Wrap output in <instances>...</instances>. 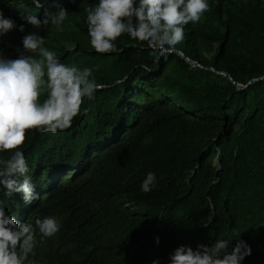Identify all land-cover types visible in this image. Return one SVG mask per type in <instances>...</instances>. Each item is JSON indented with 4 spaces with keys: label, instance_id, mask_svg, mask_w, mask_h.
I'll return each mask as SVG.
<instances>
[{
    "label": "trees",
    "instance_id": "obj_1",
    "mask_svg": "<svg viewBox=\"0 0 264 264\" xmlns=\"http://www.w3.org/2000/svg\"><path fill=\"white\" fill-rule=\"evenodd\" d=\"M94 3L49 0L37 9L31 0H0L18 23L19 13L67 8L63 31L40 29L45 46L62 63L92 68L104 85L82 99L68 128L25 130L20 147L37 181L53 160L78 165L26 219L52 215L60 229L44 238L37 231L24 264H166L178 244L239 237L252 248L243 264H264V0H209L165 55L127 34L112 52L90 51L85 9ZM21 35L5 37L6 55L16 54ZM148 171L157 181L142 192Z\"/></svg>",
    "mask_w": 264,
    "mask_h": 264
},
{
    "label": "clouds",
    "instance_id": "obj_2",
    "mask_svg": "<svg viewBox=\"0 0 264 264\" xmlns=\"http://www.w3.org/2000/svg\"><path fill=\"white\" fill-rule=\"evenodd\" d=\"M31 3L41 9L49 0ZM209 8V0H95L85 9L90 51L112 52L117 47L116 39L127 34L165 55L184 39L185 25L200 21ZM67 15L68 9L63 6L54 11L45 8L43 16L19 13L18 23L0 9V153L10 150L6 157L0 155V264H24L33 252L37 231L41 238L59 231L60 223L52 215L37 217L34 224L18 218L27 211L32 213L51 193V187L73 179L77 172V162L53 160L41 178L54 177L56 183L53 178L46 184L43 179L37 181L29 174V164L20 147L25 130L55 133L68 128L81 111L82 99L92 98L97 89L104 87L95 80L92 68L62 63L56 52L45 46L46 37L40 29L52 24L63 31ZM12 32L22 35L14 49L16 54L6 55L11 44L5 37ZM66 47L71 49L75 44ZM44 91L47 97L41 102L39 97ZM85 151L91 155L96 152L87 148ZM156 181V173L148 171L140 182V191H151ZM13 194L17 196L8 202L6 199ZM232 240L218 238L210 244L198 242L195 247L178 244L167 254L166 264H243L252 248L243 238H236L234 244ZM159 242V236L154 237V243ZM136 246H130L127 257L133 256ZM150 264H161V260L154 258Z\"/></svg>",
    "mask_w": 264,
    "mask_h": 264
},
{
    "label": "bare ground",
    "instance_id": "obj_3",
    "mask_svg": "<svg viewBox=\"0 0 264 264\" xmlns=\"http://www.w3.org/2000/svg\"><path fill=\"white\" fill-rule=\"evenodd\" d=\"M124 135V134H123ZM99 138V137H98ZM106 147V146H105ZM42 158V157H41ZM62 171H64V170H61L60 172H62ZM59 173V172H58ZM42 176V175H41ZM73 177V176H72ZM51 178L49 177V176H47V178H46V180L44 181V182H48L49 180H50ZM65 179H67V178H64V180ZM63 180V181H64ZM59 181V180H58ZM61 183V182H60ZM54 186V185H53ZM48 189V188H47ZM36 191V190H35ZM46 191V190H45ZM14 195H16V194H14ZM14 197V196H13ZM30 213H31V211H27L26 213H24V215H23V218L22 217H19L20 219H18L19 221H21V222H26V219L28 218V216L30 215ZM40 252V251H39ZM34 262V261H33Z\"/></svg>",
    "mask_w": 264,
    "mask_h": 264
},
{
    "label": "water",
    "instance_id": "obj_4",
    "mask_svg": "<svg viewBox=\"0 0 264 264\" xmlns=\"http://www.w3.org/2000/svg\"><path fill=\"white\" fill-rule=\"evenodd\" d=\"M174 52H178V53H180L179 51H174ZM186 59H187L189 62H191L192 64L194 63L193 60L189 59L188 57H186ZM220 73H222L223 75H225V76H227V77H229V78L231 79L230 75L227 74L226 72H220ZM262 77L264 78V76H262ZM262 77L253 78L251 81H253V80H257V79H260V78H262ZM236 85H237V87H238L239 89H242V88L245 86V85H243V84H241V83H239V82H236Z\"/></svg>",
    "mask_w": 264,
    "mask_h": 264
},
{
    "label": "rangeland",
    "instance_id": "obj_5",
    "mask_svg": "<svg viewBox=\"0 0 264 264\" xmlns=\"http://www.w3.org/2000/svg\"><path fill=\"white\" fill-rule=\"evenodd\" d=\"M194 64V63H193Z\"/></svg>",
    "mask_w": 264,
    "mask_h": 264
}]
</instances>
